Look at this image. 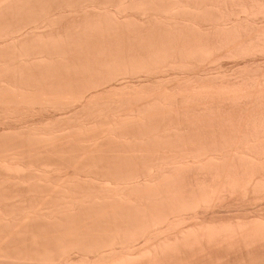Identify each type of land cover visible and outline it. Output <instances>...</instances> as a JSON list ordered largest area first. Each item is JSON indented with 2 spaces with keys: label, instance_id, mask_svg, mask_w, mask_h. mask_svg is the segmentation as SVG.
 Returning <instances> with one entry per match:
<instances>
[{
  "label": "bare ground",
  "instance_id": "6f19581e",
  "mask_svg": "<svg viewBox=\"0 0 264 264\" xmlns=\"http://www.w3.org/2000/svg\"><path fill=\"white\" fill-rule=\"evenodd\" d=\"M0 264H264V0H0Z\"/></svg>",
  "mask_w": 264,
  "mask_h": 264
}]
</instances>
